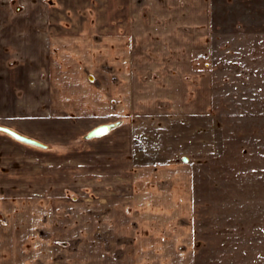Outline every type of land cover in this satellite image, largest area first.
Masks as SVG:
<instances>
[{"label":"crops","instance_id":"crops-1","mask_svg":"<svg viewBox=\"0 0 264 264\" xmlns=\"http://www.w3.org/2000/svg\"><path fill=\"white\" fill-rule=\"evenodd\" d=\"M90 1L105 5L104 9L100 7L101 12H96L99 16L95 17L94 27L75 30L77 39L73 41L65 37L50 39L48 33L34 38L31 27L35 25L29 24V12L23 6L14 13L12 26L0 29L1 52L15 53L10 57L21 59L29 67V53L41 52L44 57L47 52L49 66L50 54L57 50L54 61L61 65L57 63L56 73L63 74L53 84L48 81L34 87L29 84L27 68L22 71L26 72L25 79L12 78L11 87L0 86L1 122L8 116L5 125L28 137L30 118L33 137L51 144L57 141L50 140L53 133L60 134L59 127L64 128L56 122H66V117L72 118L79 139L97 127L77 128L80 122L74 116L78 104L75 95H90L91 91L88 94L87 89L72 84L66 76L71 71L66 67V52L71 50L75 60L79 58L77 51L83 50L109 53L110 61L114 60V52L123 53L122 64L127 70L121 75L120 95H130L134 114L144 115L154 109L156 95L172 100V114L176 115L208 107V102L195 103L194 95H209L204 80L209 72L206 53L212 43L216 0ZM0 2H19L29 9V0ZM100 19H104L102 26ZM61 29L50 36L71 34ZM98 35L104 39L98 40ZM152 74L156 76L153 80ZM199 80L203 86L195 89ZM39 93L43 107L40 112L37 107L34 115L33 108L29 112V95ZM50 95H54L52 105L47 100ZM109 125L105 137L128 130L119 122ZM125 135L121 141H109L112 148H121L112 159L121 165L118 168L122 172L115 178L106 173L104 187L90 184L89 188L74 190L77 197L73 204L63 202L64 197L57 198L58 210H51L52 197L41 196L29 205V151L39 149L0 132V264H192L193 174L189 164L175 159L135 166L138 155L129 134ZM95 174L96 178L104 177ZM58 195L63 196V191Z\"/></svg>","mask_w":264,"mask_h":264},{"label":"rangeland","instance_id":"rangeland-1","mask_svg":"<svg viewBox=\"0 0 264 264\" xmlns=\"http://www.w3.org/2000/svg\"><path fill=\"white\" fill-rule=\"evenodd\" d=\"M20 6L29 12V24L35 25L31 27L34 38L48 33L50 39L73 41L77 28L94 27L99 16L96 12L105 5L90 0H29L28 9L19 2H0V29L12 26ZM103 22L99 20L100 26ZM61 28L71 34L50 36ZM100 38L104 36L98 35ZM71 51L66 52V67L71 68L66 76L88 94L91 91L90 95H75L78 104L74 116L80 122L77 128L121 123L128 129L124 133L129 134L138 155L135 166L175 159L184 163L188 158L186 163L193 174L192 264H264V0H216L212 43L206 53L209 72L204 80L209 95H194L195 103L208 102V107L193 114H172L173 101L162 95H156L154 109L144 115L134 114L130 95H120L121 75L127 70L122 64L123 53L114 52L110 61L109 53L95 52V59L94 52L83 50L77 51L79 58L75 60ZM46 54L44 58L41 52L29 53L28 67L21 59L10 57L15 53L0 51V86L11 87L12 78L25 79L26 72L22 71L27 68L29 84L34 87L62 78L63 74L56 73L61 63L54 61L58 51L51 52L49 66ZM155 78V74L150 77ZM201 82L194 84L195 89L203 86ZM38 95H29V112L33 108L34 115L37 107L39 112L43 107L42 94ZM47 100L52 105L54 95ZM66 118V122H56L64 128L59 127L60 134L53 133L50 140H57L53 144L33 137L29 118L28 137L45 145H32L39 151H29V205L41 196L52 197L49 206L58 210L57 198L64 197L63 202L73 204L77 189L89 188L90 184L104 187L106 173L115 178L122 172L121 165L112 159L121 148H112L109 141L125 139L124 133L91 139L85 133L79 139L72 118ZM9 119L5 117L0 126L7 127ZM95 172L99 177L103 174V179L96 178ZM58 191H63V196Z\"/></svg>","mask_w":264,"mask_h":264},{"label":"water","instance_id":"water-1","mask_svg":"<svg viewBox=\"0 0 264 264\" xmlns=\"http://www.w3.org/2000/svg\"><path fill=\"white\" fill-rule=\"evenodd\" d=\"M110 129H111L110 125L99 126L89 133L88 138L91 139V138H95V137L104 136L110 131ZM0 131L11 136L12 138H14L17 141H20L22 143L37 146V147H45V145H43L42 143H40L34 139H31V138L13 130V129H11V128L0 126ZM184 161L187 162L188 158H185Z\"/></svg>","mask_w":264,"mask_h":264}]
</instances>
